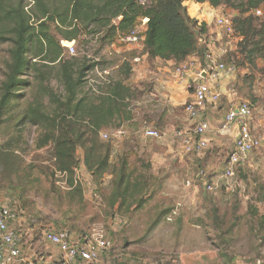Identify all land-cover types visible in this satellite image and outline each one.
<instances>
[{
	"label": "rangeland",
	"instance_id": "374dc122",
	"mask_svg": "<svg viewBox=\"0 0 264 264\" xmlns=\"http://www.w3.org/2000/svg\"><path fill=\"white\" fill-rule=\"evenodd\" d=\"M3 1L16 6L20 0ZM46 2L50 7L65 5V0ZM247 3L224 0L217 8L203 3L195 15L188 11L190 4L182 3L190 19L205 25L202 34L194 29L198 51L217 56L225 50L223 62L235 68L218 81L219 102L206 108L204 118L211 131L205 136L207 148L200 153L184 152V138L193 141V125L184 112L191 99L174 85V71L181 65L202 69L200 53L182 63L161 61L148 58L140 43L119 41L110 47L83 34L73 44L74 54L63 48L64 59L96 67L82 81L78 99L97 103L96 94L104 95L114 82L130 89L126 108L97 135L100 143L110 147L107 172L101 177L88 169L87 177L73 172L72 187L70 177L56 170L51 140L56 132L44 124L32 125L26 118L34 106L44 115L55 116L57 105L47 94L51 90L61 101L64 98L59 66L40 67L23 77L28 86L16 93L0 118V203L21 213L27 251L57 260L58 252L47 247L41 233L66 229L76 237L103 234L108 238L111 249L97 264H264V40L256 36V31L259 35L264 31V3L244 12ZM23 6L30 13L32 0H24ZM257 10L260 16L254 13ZM212 13L232 21L251 18L253 41L259 39L262 52L254 64L244 60L238 39L224 35L210 17H203ZM10 49L9 42L0 41V85ZM135 56L144 57L140 65L134 63ZM240 101L253 105V129L262 142L229 178L222 171L235 134L231 130L220 134L218 129L230 105ZM147 128L158 131L160 137L145 138ZM118 129L125 135L115 137ZM75 157L79 164L80 147Z\"/></svg>",
	"mask_w": 264,
	"mask_h": 264
},
{
	"label": "trees",
	"instance_id": "16d2710c",
	"mask_svg": "<svg viewBox=\"0 0 264 264\" xmlns=\"http://www.w3.org/2000/svg\"><path fill=\"white\" fill-rule=\"evenodd\" d=\"M187 1L98 0V4H94L93 0H65V5L57 8L50 7L46 0H32L33 9L25 13L24 0H20L16 6L0 0V41L11 44L7 72L0 85V118L16 93L28 86L23 78L27 73L57 64L64 98L61 101L51 90L47 94L49 101L57 105L55 116L44 115L34 106L29 108L26 118L32 125L44 124L56 132L51 139L56 170L70 177V187L73 186V172L80 166L101 177L109 168L107 158L110 147L100 143L97 135L107 121L126 108L124 101L130 89L121 82H114L108 85L104 95L96 94L97 103L78 99L82 81L84 83L87 75L96 67L87 61L79 63L75 59H64V47L60 43H75L83 34L99 38L100 42L111 46L131 31L140 29L141 49L148 58L182 63L200 53L202 60L204 54L196 47L194 29L202 34L205 25L189 18L182 5ZM192 1L208 3L213 8L224 2ZM261 3L264 0H248L244 12L255 9ZM144 19L147 21L142 24ZM233 22L235 31L241 37L238 49L248 64H254L262 52L259 39L253 41L252 20L247 17L243 21L233 19ZM258 32L256 36L264 40V31L260 35ZM36 60L41 63L39 66ZM78 147L83 151L79 164L75 157Z\"/></svg>",
	"mask_w": 264,
	"mask_h": 264
},
{
	"label": "built area",
	"instance_id": "2783aa9c",
	"mask_svg": "<svg viewBox=\"0 0 264 264\" xmlns=\"http://www.w3.org/2000/svg\"><path fill=\"white\" fill-rule=\"evenodd\" d=\"M260 16V11L254 12ZM211 23L228 37L234 36L240 41L241 37L235 31L233 21L227 16H215L209 14ZM142 20V24L146 23ZM140 29L131 31L129 35L120 39V42L127 45H136L141 43L142 38L139 35ZM70 54H74L72 43H63ZM113 46V45H111ZM226 55L225 50H219V55L213 56L210 53L203 55L202 69L181 65L174 71V83L177 88L185 90L189 94L190 102L184 105V112L193 125L191 138H184L183 149L185 153H200L207 148L205 136L211 131V126L206 120V108L214 105L220 100V91L218 81L222 76L232 75L235 68L233 65L227 66L223 62ZM140 57L133 59L135 63L140 62ZM193 72L194 78L188 79L190 72ZM96 70V68H95ZM105 72V71H104ZM99 74V73H98ZM94 93L97 91L92 88ZM254 107L248 101H240L237 104H231L225 112L222 122L219 126V133L226 134L231 128H235L233 147L230 151L225 166L223 176L233 177L235 169L244 163L247 156L261 146L262 137L253 129ZM115 137L125 135V131L118 129L113 134ZM104 139L107 134H101ZM143 136L148 139H157L159 132L155 129L147 128L143 131ZM82 177H87V171L83 167L75 170ZM200 176H203L201 174ZM85 184L90 187V181ZM189 185V182H187ZM208 190L211 186L207 185ZM95 200L100 197L93 190ZM21 213L7 203H0V264H97L104 256L105 252L111 249V243L103 234H94L89 236L76 237L66 229L52 230L47 229L41 233V238L47 246L55 248L59 254L57 260L49 259V256L33 252L29 259L22 258V250L27 246L24 237L26 236L20 224ZM44 255V256H43ZM50 260V261H49Z\"/></svg>",
	"mask_w": 264,
	"mask_h": 264
},
{
	"label": "crops",
	"instance_id": "0c3cea01",
	"mask_svg": "<svg viewBox=\"0 0 264 264\" xmlns=\"http://www.w3.org/2000/svg\"><path fill=\"white\" fill-rule=\"evenodd\" d=\"M187 3H193L191 0H189V1H187V2H185V4H187ZM204 4H192L191 6H190V8L188 9V11H190V14H193V15H195L196 14V10H197V8L199 7V6H203ZM114 46V45H113ZM113 46H110V47H113ZM136 57H138V56H135V57H133V59L134 58H136ZM144 57H142V58H140V59H143ZM135 63V62H134ZM137 65H140L139 64V62L138 63H136ZM194 68H196V66L194 67ZM195 71V69L192 71V72H190L189 73V75H188V79H190V80H192L193 78H194V75H193V72ZM174 85H175V83H174ZM176 87V86H175ZM234 131H235V128H231V133H234ZM48 248H51V249H54L56 252H57V250L55 249V248H53V247H51V246H47ZM33 255V252H30V250L29 251H27V249H26V246L23 248V250H22V258L23 259H29L31 256ZM49 255L51 256V254L49 253ZM52 257V256H51ZM17 264H23V263H21V262H19V263H17Z\"/></svg>",
	"mask_w": 264,
	"mask_h": 264
},
{
	"label": "bare ground",
	"instance_id": "6f19581e",
	"mask_svg": "<svg viewBox=\"0 0 264 264\" xmlns=\"http://www.w3.org/2000/svg\"><path fill=\"white\" fill-rule=\"evenodd\" d=\"M207 17V18H209L210 17V15L209 14H206V15H203V17ZM202 17V16H201Z\"/></svg>",
	"mask_w": 264,
	"mask_h": 264
}]
</instances>
